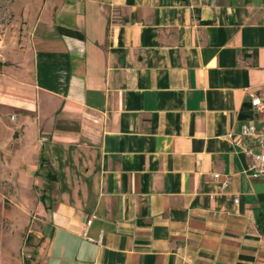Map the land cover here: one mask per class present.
<instances>
[{
  "label": "crops",
  "instance_id": "0c3cea01",
  "mask_svg": "<svg viewBox=\"0 0 264 264\" xmlns=\"http://www.w3.org/2000/svg\"><path fill=\"white\" fill-rule=\"evenodd\" d=\"M254 96L264 0H0V158L36 187L43 160L85 175L39 206L27 264H264V176L236 143L264 126Z\"/></svg>",
  "mask_w": 264,
  "mask_h": 264
},
{
  "label": "rangeland",
  "instance_id": "374dc122",
  "mask_svg": "<svg viewBox=\"0 0 264 264\" xmlns=\"http://www.w3.org/2000/svg\"><path fill=\"white\" fill-rule=\"evenodd\" d=\"M9 127L8 122L0 126L1 129ZM0 137L7 140V136L1 135V132ZM6 140L0 142V149L4 154H8L4 147ZM43 162L45 167L42 172L47 176L42 185L36 187L25 177V169L20 167L18 161L6 162L0 158V264H21L22 259L27 264L35 259L36 251L28 260L24 248L45 227V220L39 211L40 205L46 210L51 209L58 201H69L74 205L83 196L84 171L72 166V158L55 160L57 164L54 168L50 167L49 160ZM56 179H60V182ZM28 188L35 193L32 194ZM59 192L68 193L71 198H56Z\"/></svg>",
  "mask_w": 264,
  "mask_h": 264
},
{
  "label": "built area",
  "instance_id": "2783aa9c",
  "mask_svg": "<svg viewBox=\"0 0 264 264\" xmlns=\"http://www.w3.org/2000/svg\"><path fill=\"white\" fill-rule=\"evenodd\" d=\"M251 103L257 115L264 117V97L254 96L251 97ZM15 117L12 116V120ZM236 143L241 147H244L243 144L246 140H250L252 147L245 148L246 153L252 159L251 163V173L255 178L264 176V126L258 127L253 123H246L240 126L238 135L236 136ZM214 178L220 179L221 174H215ZM229 186L228 180L222 182V188L226 189Z\"/></svg>",
  "mask_w": 264,
  "mask_h": 264
},
{
  "label": "trees",
  "instance_id": "16d2710c",
  "mask_svg": "<svg viewBox=\"0 0 264 264\" xmlns=\"http://www.w3.org/2000/svg\"><path fill=\"white\" fill-rule=\"evenodd\" d=\"M259 227L261 228V231L264 232V223H261V221L259 220Z\"/></svg>",
  "mask_w": 264,
  "mask_h": 264
}]
</instances>
